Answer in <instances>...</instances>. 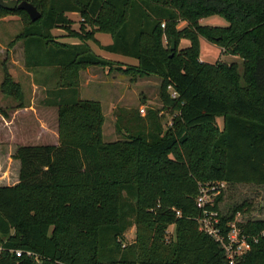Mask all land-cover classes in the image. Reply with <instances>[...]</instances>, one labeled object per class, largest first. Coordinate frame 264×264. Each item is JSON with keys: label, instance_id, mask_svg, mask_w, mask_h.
Instances as JSON below:
<instances>
[{"label": "trees", "instance_id": "obj_1", "mask_svg": "<svg viewBox=\"0 0 264 264\" xmlns=\"http://www.w3.org/2000/svg\"><path fill=\"white\" fill-rule=\"evenodd\" d=\"M29 1L40 12L35 19L18 7L0 6V15L21 16L24 64L48 70L44 102L57 108L58 143L18 144L10 154L18 178L0 184V264H227L222 245L199 227L195 197L206 180L264 187V0ZM67 12L111 41L99 43L84 26L71 29ZM211 14L227 23H201ZM58 27L79 40H57ZM200 37L238 55L242 71L236 60L201 59ZM90 39L137 60L117 66L123 73L159 76L171 124L159 108L145 116L123 109L122 137L103 139L102 107L80 97L79 71L113 61ZM2 88L21 93L7 72ZM222 195L212 206L222 221L250 207L244 201L224 213ZM244 229H264V217L248 218ZM237 263L264 264V236Z\"/></svg>", "mask_w": 264, "mask_h": 264}, {"label": "rangeland", "instance_id": "obj_2", "mask_svg": "<svg viewBox=\"0 0 264 264\" xmlns=\"http://www.w3.org/2000/svg\"><path fill=\"white\" fill-rule=\"evenodd\" d=\"M67 15L71 18L69 24L71 29L80 30L81 26H84V28L92 30L93 36L99 43L104 44L111 41L110 33L96 30V27L86 24L77 12H67ZM200 21L201 23L220 25L227 23L226 19L218 14L202 17ZM182 24L184 22L180 21L179 26ZM22 26L23 20L18 13L10 12L0 15V163L7 162L6 153L13 152L18 144L58 143L57 108L44 102L47 83L44 84L43 79L48 70L31 69L24 64L22 40L18 37ZM52 32L56 35L57 40H79L77 37L68 35L62 27L53 28ZM87 42L95 52L113 61L111 67L88 65L79 71L80 97L98 100L102 107L104 140L122 137L123 121L120 122V114L123 109L138 110L141 116H145L148 108H159V112L163 114V124H171V115L158 98V75L123 73L117 66L124 67L135 64L137 62L135 58L104 50L94 40L90 39ZM186 44H188V40L184 38L180 40L178 46ZM199 55L208 62H213L216 59L236 60L239 62V70L242 71L241 58L238 55L221 51L218 45L204 37H200ZM6 72L11 80L18 85L21 93L17 97L3 91L2 86ZM216 120L221 127L222 116H217ZM12 164L10 163L6 167L8 171L6 177L13 171ZM3 166L4 164L0 170ZM244 201L250 203L248 210H244L246 207L240 210L244 219L264 217V187L254 183L226 184L219 207L224 213L230 212L234 205ZM168 230L172 233V224L169 225ZM134 233V226H131L125 232V239L131 240Z\"/></svg>", "mask_w": 264, "mask_h": 264}, {"label": "built area", "instance_id": "obj_3", "mask_svg": "<svg viewBox=\"0 0 264 264\" xmlns=\"http://www.w3.org/2000/svg\"><path fill=\"white\" fill-rule=\"evenodd\" d=\"M163 24V23H162ZM226 186L225 180L214 179L200 181L195 200L196 204L202 208L199 218V227L214 237L219 242L225 252L227 264H238V257L246 252L252 242H257L264 236V229L251 233L244 229V219L240 210L236 211L232 218L222 221L219 210L212 207L216 196L223 191ZM177 213H179L177 211ZM3 246L0 245V250ZM16 255L26 253L28 256H36L30 249L15 248Z\"/></svg>", "mask_w": 264, "mask_h": 264}, {"label": "water", "instance_id": "obj_4", "mask_svg": "<svg viewBox=\"0 0 264 264\" xmlns=\"http://www.w3.org/2000/svg\"><path fill=\"white\" fill-rule=\"evenodd\" d=\"M0 6L8 9H13L15 7L23 8L28 12L31 19H35L40 15L39 10L29 0H0ZM170 46L171 48L175 47L173 40Z\"/></svg>", "mask_w": 264, "mask_h": 264}, {"label": "crops", "instance_id": "obj_5", "mask_svg": "<svg viewBox=\"0 0 264 264\" xmlns=\"http://www.w3.org/2000/svg\"><path fill=\"white\" fill-rule=\"evenodd\" d=\"M6 154H7V162L0 163V168H1L2 164H4L3 168L0 170V181H2V182H0V184H12V183L16 182L17 181V178H18V165H19V161L17 159L12 158L10 156V154H11L10 152H7ZM10 163H13L12 164L13 165V171L10 172L9 175L6 177V174L8 172L7 169H6V167Z\"/></svg>", "mask_w": 264, "mask_h": 264}]
</instances>
